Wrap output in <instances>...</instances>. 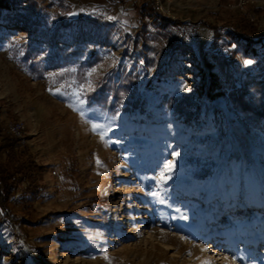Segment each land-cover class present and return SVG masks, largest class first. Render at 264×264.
Segmentation results:
<instances>
[{
  "label": "rangeland",
  "instance_id": "obj_1",
  "mask_svg": "<svg viewBox=\"0 0 264 264\" xmlns=\"http://www.w3.org/2000/svg\"><path fill=\"white\" fill-rule=\"evenodd\" d=\"M239 1L0 0V138L23 122L41 168L40 194L21 182L9 203L17 225L0 212V264H223L195 247L229 227L228 256L264 264V223L249 218L247 236L221 221L250 188L264 202V120L229 99L242 88L264 105V0ZM143 198L166 248L128 227Z\"/></svg>",
  "mask_w": 264,
  "mask_h": 264
},
{
  "label": "trees",
  "instance_id": "obj_2",
  "mask_svg": "<svg viewBox=\"0 0 264 264\" xmlns=\"http://www.w3.org/2000/svg\"><path fill=\"white\" fill-rule=\"evenodd\" d=\"M121 2V0H119ZM165 21L169 22L168 19ZM177 24V21H171ZM214 38L219 37L220 28L212 27ZM233 32L251 43L252 35L256 28L243 18H239L234 24ZM259 79V78H258ZM256 85L264 86V75L261 79L254 81ZM264 96V92L261 93ZM229 99L235 107L248 118H253L254 122L259 123L264 120V105L261 109H254V103L245 98V90L242 88H232L229 92ZM182 103L175 106L176 111L183 113ZM4 154L5 159L0 158V212L4 219L11 220L17 225L15 217L11 213L10 201L13 202V195L19 190V185L24 182L23 188L25 194L37 196L40 194V184L37 181L41 168L38 167L31 156L25 155L26 151L20 146L18 138L2 137L0 138V155Z\"/></svg>",
  "mask_w": 264,
  "mask_h": 264
},
{
  "label": "bare ground",
  "instance_id": "obj_3",
  "mask_svg": "<svg viewBox=\"0 0 264 264\" xmlns=\"http://www.w3.org/2000/svg\"><path fill=\"white\" fill-rule=\"evenodd\" d=\"M78 137L81 135V131H78ZM135 175V174H134ZM133 175V176H134ZM130 174L128 171L123 172V178L127 180V177H129ZM125 190H130L129 185L124 188ZM241 189L238 190L237 195L238 197L240 196ZM246 199L254 200L251 201V203L247 201H240V197L236 200V206L238 207L237 209L234 208H229L225 210V214H222L221 216V221L224 222H230L234 226V230L237 233H242L243 235L248 236V226L245 224L247 220L253 219V220H260L261 221V226L264 223V202L262 199L258 198L256 195V191L253 190V188H250V190L246 194ZM123 197H120V202H115L114 203V213H117V210L119 208H122L124 203H123ZM244 203H249L251 205L246 206ZM140 208V214H141V226L136 227L134 221L131 219L132 216H130L129 220H127V224L129 229L131 230V233L135 234L139 240H143V236L141 234L140 229L144 227L150 226L146 232L148 234V237L152 240H156L163 248L168 247V244L161 238V236L158 234L157 229L154 228V225L151 224L152 221V212H150L147 202L145 198H143L142 202L139 204ZM216 208V207H214ZM156 213V212H155ZM157 216L159 214L156 213ZM123 216V215H122ZM151 220V221H150ZM205 224L204 222L200 223L199 229L201 230V233L204 232L205 230ZM232 232V228L229 227L227 229H222L219 228V234L220 236H216L215 233L213 232L212 234V239H211V244L207 247H195L197 250H200L202 252V258L208 256V254H212L214 257H218V259L222 260L223 264H238L237 259H232L231 257L228 256L229 254V248L228 246L230 245L227 243L228 237L230 236ZM224 239V247L227 246V251L226 249L221 248V240ZM218 240V241H217ZM264 240V239H263ZM219 243V245H217ZM229 244V245H228ZM264 245V243H263ZM261 253H264V247L263 251ZM66 254H63L65 256ZM29 257L30 259L34 262V264H42L31 252H29ZM99 257L95 258V260H98ZM68 262V259H65V263Z\"/></svg>",
  "mask_w": 264,
  "mask_h": 264
},
{
  "label": "built area",
  "instance_id": "obj_4",
  "mask_svg": "<svg viewBox=\"0 0 264 264\" xmlns=\"http://www.w3.org/2000/svg\"><path fill=\"white\" fill-rule=\"evenodd\" d=\"M249 0H240L239 1V7L243 8L244 5L248 3ZM156 9L159 10L161 13H165V9L163 8L162 4L160 3V0H156ZM4 132L14 138H22L24 132H25V125L23 122H12L6 126V128L3 129Z\"/></svg>",
  "mask_w": 264,
  "mask_h": 264
},
{
  "label": "snow or ice",
  "instance_id": "obj_5",
  "mask_svg": "<svg viewBox=\"0 0 264 264\" xmlns=\"http://www.w3.org/2000/svg\"><path fill=\"white\" fill-rule=\"evenodd\" d=\"M245 63H251V61H246ZM171 168H172V165L170 163L165 164L164 165V172L171 171ZM160 179L161 180H164L165 179L163 172L161 173Z\"/></svg>",
  "mask_w": 264,
  "mask_h": 264
}]
</instances>
